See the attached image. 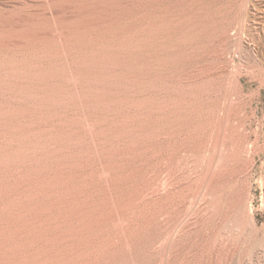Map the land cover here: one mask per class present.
Wrapping results in <instances>:
<instances>
[{
	"label": "bare ground",
	"instance_id": "obj_1",
	"mask_svg": "<svg viewBox=\"0 0 264 264\" xmlns=\"http://www.w3.org/2000/svg\"><path fill=\"white\" fill-rule=\"evenodd\" d=\"M240 1L0 0V264H243L248 247L259 255L264 167L254 176L264 144L234 143L229 112L217 121L213 146L194 143L181 152L188 185L193 163L201 167L209 156L192 151L211 150L196 172L195 222L173 220L164 233L183 201L168 205L157 197L160 183L138 182L140 168L124 170L129 158L162 139L152 130L153 113L158 124L176 115L182 123L165 135L182 130L190 141L196 116L212 120L208 98L197 100V92L211 91L208 83L195 84L203 74L166 69L186 62L183 53L216 32V15L234 3L246 15L257 0ZM236 44L240 53V34ZM240 75L236 68L230 77L235 86ZM173 85H182L187 99L152 92ZM192 229L200 230L188 237Z\"/></svg>",
	"mask_w": 264,
	"mask_h": 264
},
{
	"label": "rangeland",
	"instance_id": "obj_2",
	"mask_svg": "<svg viewBox=\"0 0 264 264\" xmlns=\"http://www.w3.org/2000/svg\"><path fill=\"white\" fill-rule=\"evenodd\" d=\"M237 1L241 2L240 0H237ZM236 4L234 3L232 5L233 6L232 10L225 12L224 15H222V14L216 15L214 17L213 20H214L216 32H214V34L210 37H203V38L199 39L197 41L198 47L193 52L189 51V52L183 53V55L186 56L185 57L186 62H183L180 65L175 66V67L174 66L168 67L166 69V71L169 73L173 72V73H177V74H185V73H191V72L194 73L196 71H200V74L204 75V76L202 75L203 78L201 80H198L197 83L195 82V84H198L200 82L201 83H208L209 85H211V91L209 92V94L207 96L202 92H197V95H198L197 100L200 101L201 99L203 100L206 97L208 98L207 103L209 104L208 105L209 107L211 106L209 108V112H210V117L212 118V120L206 122L203 120V118L201 116H199V117L196 116L193 122H194V125L196 124L195 126H197V127H195V128H197V129H196V131L193 132V135H192V136L195 135L193 137L194 139L192 138L193 140L190 141V140H187L185 138V136H184L185 132L182 130L180 132H174L175 134L165 135V133H169V131L170 132L172 130L175 131L176 126L180 122L182 123V121L178 122L177 120H175L177 118L176 115H173L172 117H168L167 121L160 122L158 124V123H155V118L157 115H156V113H153L151 115V118H150L152 130L154 129L153 131H157L158 133H160V135L163 136L162 139L156 138V139H153L152 141H150V147L153 149V151H152V149H150L148 152H146V153L144 152L139 156L129 158L125 162L124 170L136 169V168L141 169V174H139L138 178H137L138 182L140 181L146 185H152V184H159L160 183L159 185L161 187L158 185L159 186V195L157 196L158 199H160L161 201H164L166 203L168 202V205H173V206L181 205L184 203L183 209H184L186 215L184 214L183 210H182V212L180 210L177 213V215L171 217L170 220H167V222H165L167 229L164 231V233H168V232L172 231V229L174 228V227H171L174 225L172 222L173 220H178L177 223L179 225H182V223H186L187 221H188L187 223L195 222L197 216L193 212H194V209L196 207H199V203H198L199 199L196 197H198L197 196V194L199 192L198 188H200L199 187L200 181H198L197 184H195L196 181L199 180V178L196 175V172H197V170L199 172H203V170L207 166L206 164H208L207 160H209L210 155H211V152H210L211 150H209V149L208 150L207 149L200 150L199 152L197 149H194V151H192V153L194 154V157L196 156V154H197V156H199V154H200L199 157L196 156L199 159H201L202 157H204V159H205V158H207L206 156H208V155L209 156L207 159H205L203 161L204 163L205 162L206 163L205 164L202 163L203 165L202 164L200 165L201 167H199L198 165H194V163H193V166L195 167V169H194V167L191 166L192 168L190 167L191 169L189 171L190 173H193L192 175L189 173L190 174L189 176L192 179V181L190 184L187 185L186 183H184V180L182 179V177L184 178V176L186 174L183 175L184 174L183 171L180 170L182 167V166H180L181 165V160H180L181 154L184 153L183 148H187L188 146H191L194 143H195V145H199L202 142L203 143L207 142L209 144L208 145L209 147L213 146L215 144V140L218 139V136H219V131L216 128L218 126L217 123L220 121L219 117L222 118V116L224 115V113L226 114V112L230 113L229 114L230 116H228L229 121L227 120L228 125H229V126L227 125V128L229 131L228 130L227 131L229 133L232 132L231 134H233V136H234L233 137L234 143L239 142V143H237V145H241V143L244 142V145L247 144L248 146H250V145H254L253 143L256 140L255 142L257 145L262 146L264 144V85L259 90V84L260 83L258 80L259 78H261V79L264 78V65H263L264 60H263V57L261 55V54L264 55V19L259 18L260 14L264 15V1L257 0L255 3V7L250 6L249 12L246 15L242 11H239L238 5H236ZM222 20H223V22H222ZM231 21H232V23H231ZM239 34L243 37V40H244V49L241 51L242 53L241 52L236 53L237 50L235 49L237 46L236 43H237V37ZM252 38H253V40H251ZM224 44L227 46L226 51H228V55L226 54V56H225L226 58L223 55H221V51H220L221 49L224 48L223 47ZM220 46L222 47L221 49H219ZM209 50H210L211 54H213V55H215V53H216L215 58L209 57L210 56ZM252 51H253V53L255 52V54H256L254 57L250 53ZM217 52H219V53H217ZM219 54H220V56H219ZM230 56H233V58L231 59ZM256 57H257V60H256ZM236 68L240 69L241 75L239 76L238 84L235 86V84L231 83L230 77L233 76L234 72L236 71ZM260 70H261V72H260ZM262 80L264 81V79H262ZM216 85L218 88H214V90H213L212 87H216ZM175 86L176 85H173L171 87V89H169L167 92H163V91L160 92V91H158V88L156 87L155 88L156 90H154L152 92L156 93V95L158 93L159 97L165 98L166 100L167 99L168 100L175 99L177 101L178 100L180 101L182 99H187L186 97L188 95H187L185 89H183L184 87L182 88V85L180 87L179 86L175 87ZM183 91H185V94ZM176 92H178L179 94L178 93L176 94ZM180 93H182L184 96L182 94L180 95ZM203 96H205V97L203 98ZM212 98H213V100H212ZM225 99H226V101H225ZM211 113H213V114L211 115ZM197 117H198V119H197ZM218 119H219V121H218ZM153 121H154V123H153ZM212 122L213 123L216 122V123L213 124ZM202 125H203V127H202ZM154 127H156V128H154ZM167 127H169V128H167ZM216 130H217V133H216ZM182 132H184V133H182ZM203 132L205 133V135ZM207 132H209L208 135H207ZM181 136H182V138H181ZM209 138H210V140H209ZM213 140H214V142H213ZM172 147L174 149H172ZM156 150H158V151H156ZM168 150L170 153L168 152ZM165 152H166V154H165ZM181 152H183V153H181ZM167 153L171 157H167V156H169ZM150 155H151V158H150ZM177 158H178V160H177ZM263 160H264V153H261L256 158V172H255V176H254L255 180H257L259 178L261 172L263 171V167H264L263 166ZM158 162H160L161 165ZM156 164L158 167L156 166ZM162 165H163V167H162ZM197 166L199 167L198 169H197ZM202 166H203V168H202ZM261 167H262V169H261ZM158 168H159L160 172H159ZM152 169H153V171H152ZM173 169H176V170L178 169V170L176 171ZM170 170H171V172H170ZM151 171H152V173H151ZM146 172H148V173H146ZM199 172H197V173H199ZM173 174L176 176L174 177ZM140 175H141V177H140ZM160 176H162V177H160ZM156 177L159 179H157ZM163 180H165L166 183ZM178 180H179V182H178ZM157 181H159V182H157ZM171 183H173V185ZM180 187H182V188H180ZM189 188H190V190H189ZM162 190H163V192H162ZM172 193H174V194H172ZM255 193L257 196L260 195V191H255ZM181 194H183V195H181ZM179 197H180V199H179ZM194 199H196V202ZM167 200H170V201H167ZM182 201H183V203H182ZM194 204H197V206ZM255 205L256 206L260 205L259 199H257ZM189 207H190V209H189ZM263 212L264 211L259 212V221L260 222H262L264 220V213ZM185 216H187V217L185 218ZM189 216H190V218H189ZM193 219H195V220H193ZM181 220H183V221H181ZM199 230L200 229H196V230L192 229L191 232L189 233L188 237L194 236L195 234H197V231H199ZM193 232H194V234H193ZM233 240H234V242L232 241V243H235L237 241V238L235 237ZM260 246H259L260 250L258 251L260 256L253 254L254 252L252 250V247H248L246 250H244L242 258L243 259L245 258V259L242 260V263L243 264L244 263L245 264H264V242H263V244H260ZM249 248H250V250H249ZM254 255L256 257H254ZM249 261H251V262H249ZM227 262H228V264L229 263H231V264L235 263V262L233 263L232 261H227ZM239 264H241V262Z\"/></svg>",
	"mask_w": 264,
	"mask_h": 264
}]
</instances>
